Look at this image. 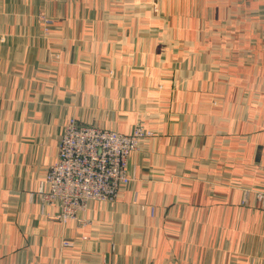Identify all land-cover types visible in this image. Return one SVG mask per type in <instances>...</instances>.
Wrapping results in <instances>:
<instances>
[{
	"label": "crops",
	"instance_id": "crops-1",
	"mask_svg": "<svg viewBox=\"0 0 264 264\" xmlns=\"http://www.w3.org/2000/svg\"><path fill=\"white\" fill-rule=\"evenodd\" d=\"M71 118L154 132L86 226L35 195ZM259 191L264 0H0V263L264 264Z\"/></svg>",
	"mask_w": 264,
	"mask_h": 264
},
{
	"label": "built area",
	"instance_id": "built-area-1",
	"mask_svg": "<svg viewBox=\"0 0 264 264\" xmlns=\"http://www.w3.org/2000/svg\"><path fill=\"white\" fill-rule=\"evenodd\" d=\"M55 23L43 19L46 36L51 35L50 28ZM152 136L154 132L141 124L130 134H124L69 119L58 141L56 159L43 177V188L35 194L41 208L55 206L56 220L86 226L84 214L88 203H111L117 199L120 188L133 180L129 173L132 154L141 141ZM257 196L264 204V192ZM68 245L66 242L65 246Z\"/></svg>",
	"mask_w": 264,
	"mask_h": 264
},
{
	"label": "rangeland",
	"instance_id": "rangeland-1",
	"mask_svg": "<svg viewBox=\"0 0 264 264\" xmlns=\"http://www.w3.org/2000/svg\"><path fill=\"white\" fill-rule=\"evenodd\" d=\"M42 29H43V33H44V35L46 36V34H45V32H44V28L42 27ZM259 192H264V191H259Z\"/></svg>",
	"mask_w": 264,
	"mask_h": 264
}]
</instances>
